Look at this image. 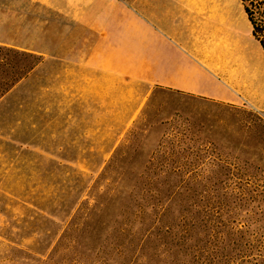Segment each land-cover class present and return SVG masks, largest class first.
Returning <instances> with one entry per match:
<instances>
[{
    "label": "rangeland",
    "instance_id": "obj_1",
    "mask_svg": "<svg viewBox=\"0 0 264 264\" xmlns=\"http://www.w3.org/2000/svg\"><path fill=\"white\" fill-rule=\"evenodd\" d=\"M57 29L38 2L0 0V43L40 57L0 100V264L82 252L72 239L101 217L108 178L114 191L230 188L248 168L264 188L262 114L67 65Z\"/></svg>",
    "mask_w": 264,
    "mask_h": 264
},
{
    "label": "crops",
    "instance_id": "obj_2",
    "mask_svg": "<svg viewBox=\"0 0 264 264\" xmlns=\"http://www.w3.org/2000/svg\"><path fill=\"white\" fill-rule=\"evenodd\" d=\"M34 1L59 27L57 60L264 116V50L239 0Z\"/></svg>",
    "mask_w": 264,
    "mask_h": 264
},
{
    "label": "trees",
    "instance_id": "obj_3",
    "mask_svg": "<svg viewBox=\"0 0 264 264\" xmlns=\"http://www.w3.org/2000/svg\"><path fill=\"white\" fill-rule=\"evenodd\" d=\"M239 1L264 50V0ZM39 62L33 53L0 43V100ZM255 173L247 168L235 176L242 186L182 190L114 191L108 178L105 200L96 206L103 207L101 217L91 222L88 213L86 236L72 239L83 251L66 252L56 264H264V188L249 185ZM72 212L67 231L76 232L80 224ZM62 240L69 241L67 234Z\"/></svg>",
    "mask_w": 264,
    "mask_h": 264
}]
</instances>
